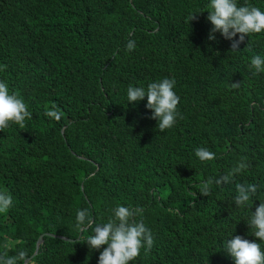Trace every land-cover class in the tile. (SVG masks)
Masks as SVG:
<instances>
[{"label": "trees", "instance_id": "1", "mask_svg": "<svg viewBox=\"0 0 264 264\" xmlns=\"http://www.w3.org/2000/svg\"><path fill=\"white\" fill-rule=\"evenodd\" d=\"M247 2L264 11V0ZM206 3L0 0V80L31 113L24 128L0 130V159H8L0 190L13 199L0 214V253L21 249L33 264H97L104 246L88 248L90 232L76 228L75 211L88 208L99 223L117 203L140 209L135 219L153 233L134 264H233L220 247L225 235L259 243L231 196L247 182L261 185L264 199V74H252L247 50L264 54V34L246 36L236 51L219 32L208 40ZM163 77L176 81L180 118L160 132L146 98L127 104L126 88ZM52 106L59 121L43 115ZM197 146L214 160L198 161ZM241 158L247 168L232 184L198 192ZM41 235L53 236L36 254ZM9 239L17 245L5 249Z\"/></svg>", "mask_w": 264, "mask_h": 264}, {"label": "clouds", "instance_id": "2", "mask_svg": "<svg viewBox=\"0 0 264 264\" xmlns=\"http://www.w3.org/2000/svg\"><path fill=\"white\" fill-rule=\"evenodd\" d=\"M205 7L208 12L206 19L212 26L208 40H214V33L219 32L221 37L231 42V49L236 51L246 36L249 38L251 34H264V11L247 0L243 3L239 0H207ZM192 18L193 13H190L188 20ZM135 47L133 39L126 41L127 51L131 52ZM247 50L250 53L248 67L254 70L252 74H264V54L252 53L250 46ZM175 84V79L169 77L154 80L146 86L129 84L126 88L127 104L138 103L146 98L145 108L151 110L150 118L156 121V128L164 132L165 129L172 128L180 118L177 110L179 96L174 91ZM43 115L52 121H59L62 118L61 112L55 106L48 108ZM30 118L31 113L24 100L18 93L10 92L7 83L0 80V130L16 125L24 128L25 120ZM193 154L201 163L210 162L215 158V153L203 146L195 147ZM0 165L7 174L8 159H0ZM246 168V158H241L226 174L208 177L198 184L196 186L198 192L207 196L214 188L220 189L223 185L232 184L234 177ZM261 187L259 184L247 182L234 185L231 201L234 202L236 209L245 210L244 221L251 235L259 239V243L255 240L249 241L240 235H233V231L225 235L220 247L231 258L233 264H264V248L261 247L264 244V199L257 197ZM254 200H258L259 204L254 211H250ZM12 206V196L7 191L0 190V214L8 212ZM138 215L140 209L117 203L110 209L107 220L97 223L90 217L88 208H77L74 224L80 231L90 232L84 239L89 249L99 250L104 246L99 251L97 264H134L141 250L147 253L154 243L151 230L142 220L135 219ZM16 245L17 241L9 239L4 241L2 246L11 249ZM28 259H31L29 263ZM28 259L26 252L21 249H17L14 255L0 253V264H33L32 258Z\"/></svg>", "mask_w": 264, "mask_h": 264}, {"label": "water", "instance_id": "3", "mask_svg": "<svg viewBox=\"0 0 264 264\" xmlns=\"http://www.w3.org/2000/svg\"><path fill=\"white\" fill-rule=\"evenodd\" d=\"M44 236H53V235H43L41 236V238H39L38 242H37V250H36V254L38 253V249H39V246L43 243V237ZM59 238L63 239V240H69L68 238L66 237H63V236H58ZM79 238V237H78ZM35 254V255H36ZM31 261V259H28V263Z\"/></svg>", "mask_w": 264, "mask_h": 264}]
</instances>
